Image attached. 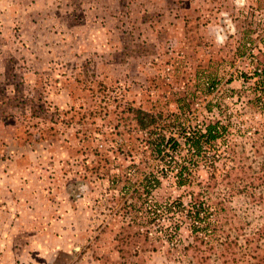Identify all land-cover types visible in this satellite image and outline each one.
<instances>
[{"label": "rangeland", "instance_id": "rangeland-1", "mask_svg": "<svg viewBox=\"0 0 264 264\" xmlns=\"http://www.w3.org/2000/svg\"><path fill=\"white\" fill-rule=\"evenodd\" d=\"M254 67L264 0H0V264H199L187 225L180 242L158 241L166 221L150 224L131 197L152 169L161 204L199 187L163 177L128 106L161 112L168 128L222 122L225 163L208 194L243 246H261L238 249V264H264Z\"/></svg>", "mask_w": 264, "mask_h": 264}, {"label": "trees", "instance_id": "trees-1", "mask_svg": "<svg viewBox=\"0 0 264 264\" xmlns=\"http://www.w3.org/2000/svg\"><path fill=\"white\" fill-rule=\"evenodd\" d=\"M251 75L257 77V82L263 80L264 67H254ZM260 89L255 92L258 97L264 96V86ZM127 110L137 129L144 132V142L154 156L167 162L163 166V177H167L172 185L178 188L199 187L198 191L187 190L189 195L187 203L176 199L161 204L152 198L151 191L161 184L160 177L152 169L140 182L128 189L132 198L137 197L142 201L141 206L150 224L166 221L160 224L161 233L154 239L171 244L180 242L179 229L185 224L192 239L185 247L191 249L195 257L201 258L199 264H211L210 259L216 264H238L236 257L238 249L243 254L249 252L248 255H254L250 253L260 248V244L255 245L252 242L251 245L243 246L240 234L235 232L231 219L223 218L217 203H214L208 194L218 185L217 163H225L221 161L223 155L220 146H216L217 140L224 135L225 127L222 122L219 120L209 122L195 130H190L192 126L185 123L178 128H168L170 124L165 121L161 112H151L135 106H128ZM182 149H185V152ZM200 167L207 173L206 181L199 180L197 172ZM129 206L135 207V203L130 202ZM169 213H173L175 218H169ZM149 229L142 232L147 239L150 238ZM262 233L260 231V234Z\"/></svg>", "mask_w": 264, "mask_h": 264}]
</instances>
